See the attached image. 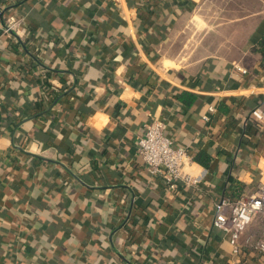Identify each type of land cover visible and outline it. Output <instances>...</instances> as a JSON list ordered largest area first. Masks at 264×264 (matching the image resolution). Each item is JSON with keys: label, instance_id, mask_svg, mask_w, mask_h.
Returning <instances> with one entry per match:
<instances>
[{"label": "crops", "instance_id": "1", "mask_svg": "<svg viewBox=\"0 0 264 264\" xmlns=\"http://www.w3.org/2000/svg\"><path fill=\"white\" fill-rule=\"evenodd\" d=\"M263 36L264 0H0V264H264L213 225L264 183ZM155 119L197 188L149 174Z\"/></svg>", "mask_w": 264, "mask_h": 264}, {"label": "built area", "instance_id": "2", "mask_svg": "<svg viewBox=\"0 0 264 264\" xmlns=\"http://www.w3.org/2000/svg\"><path fill=\"white\" fill-rule=\"evenodd\" d=\"M23 19L10 16L5 19V31H16L20 35ZM215 111L214 107L209 108ZM251 117L258 123H264V100L251 111ZM205 119H208L205 116ZM165 121L155 119L149 122L138 139V155L143 160L150 175L159 176L167 190L177 192L180 186L197 188L202 176L184 171L191 157L188 150L176 146L166 133ZM253 223L264 224V183L253 193L238 199L222 198L216 206L213 225L221 229L228 237L235 254L245 248L264 255V239L247 238L244 244L241 238ZM212 264V263H209Z\"/></svg>", "mask_w": 264, "mask_h": 264}, {"label": "trees", "instance_id": "3", "mask_svg": "<svg viewBox=\"0 0 264 264\" xmlns=\"http://www.w3.org/2000/svg\"><path fill=\"white\" fill-rule=\"evenodd\" d=\"M257 52L260 54L261 56V65L262 67L264 68V36L262 37V39L260 40L259 44H258V49H257ZM250 118L251 117V113H250ZM252 120H254L252 118ZM258 125V124H257ZM195 161H197L198 163L202 164V165H205L207 166L208 165V162H209V159H210V156L206 153V152H199L197 154V156H195ZM263 255V254H262Z\"/></svg>", "mask_w": 264, "mask_h": 264}]
</instances>
